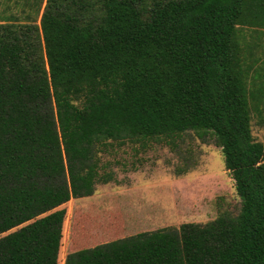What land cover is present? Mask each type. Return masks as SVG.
Returning <instances> with one entry per match:
<instances>
[{
  "label": "trees",
  "instance_id": "16d2710c",
  "mask_svg": "<svg viewBox=\"0 0 264 264\" xmlns=\"http://www.w3.org/2000/svg\"><path fill=\"white\" fill-rule=\"evenodd\" d=\"M264 0H45L0 14V264H264ZM262 110V109H261ZM215 139L241 198L206 223L124 235L121 213L76 212L107 143ZM114 220L117 222L115 223Z\"/></svg>",
  "mask_w": 264,
  "mask_h": 264
},
{
  "label": "rangeland",
  "instance_id": "374dc122",
  "mask_svg": "<svg viewBox=\"0 0 264 264\" xmlns=\"http://www.w3.org/2000/svg\"><path fill=\"white\" fill-rule=\"evenodd\" d=\"M44 6L45 0H0V14H14L23 22L39 21ZM242 32L243 44H259L254 49L262 56L264 29L245 27ZM250 103L252 134L257 141L264 142L263 105L258 106L252 98ZM99 154L102 172H113L114 179L99 181L92 195L72 198L62 207L67 212H125L129 226L124 235L134 233L130 225L137 221V215L133 212H149L153 222L148 226L154 230L184 222L206 223L221 210L240 209L235 180L226 169L221 147L212 137L201 138L197 132L187 131L174 142L152 138L144 142L107 143ZM67 228L66 224L61 247L63 260L81 246L72 248Z\"/></svg>",
  "mask_w": 264,
  "mask_h": 264
},
{
  "label": "crops",
  "instance_id": "0c3cea01",
  "mask_svg": "<svg viewBox=\"0 0 264 264\" xmlns=\"http://www.w3.org/2000/svg\"><path fill=\"white\" fill-rule=\"evenodd\" d=\"M75 213L76 212H68V223L69 222L71 223V221L74 218ZM94 213L101 214V213H107V212H94ZM117 213H121L122 218H123L124 233H127L126 229H127V226H129V225L126 223V218L124 215L125 212H117ZM133 213L135 215H137V221L134 224L130 225L131 229H134L131 232L138 233V232H142V231H152L153 230L151 227L148 226L149 223L153 222V218L150 219L149 216L147 215L149 212H133ZM114 222L116 223L117 221L114 220ZM69 227H70V231H69L68 236L71 235V225ZM136 229H139V231L136 232ZM154 230H156V229H154Z\"/></svg>",
  "mask_w": 264,
  "mask_h": 264
}]
</instances>
